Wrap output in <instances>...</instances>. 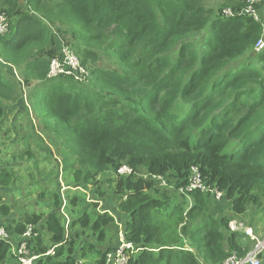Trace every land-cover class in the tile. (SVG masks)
I'll return each instance as SVG.
<instances>
[{
    "label": "trees",
    "instance_id": "trees-1",
    "mask_svg": "<svg viewBox=\"0 0 264 264\" xmlns=\"http://www.w3.org/2000/svg\"><path fill=\"white\" fill-rule=\"evenodd\" d=\"M209 3L0 0L10 20V31L0 36L6 62L0 64V98L16 100L17 81L7 64L16 66L32 85L30 104L64 148L70 188L115 174L122 164L150 174L109 179L121 195L114 213L128 240L142 248L130 264H220L234 254L246 256L256 243L231 223L264 204V47L257 50L264 17L258 21L243 13L248 0ZM57 33L87 66L85 82L72 75L49 77L50 61L60 55ZM101 57L112 62L109 69L95 67ZM5 114L0 106V124ZM192 167L223 193L232 215L212 210L213 190L179 196ZM14 175L1 170L0 186L11 185ZM153 176L174 189H163ZM85 194L68 197L71 212ZM93 194L99 199L105 193L97 187ZM54 196L56 208L46 215L33 211L20 218L0 199L11 239L16 242L32 225L38 232L30 242L40 255L37 264L91 258L105 264L107 250L74 230L90 228L102 243L115 214L97 213L93 198L66 229L62 195ZM15 242L0 239V264H19ZM52 247L54 254H46Z\"/></svg>",
    "mask_w": 264,
    "mask_h": 264
},
{
    "label": "rangeland",
    "instance_id": "rangeland-1",
    "mask_svg": "<svg viewBox=\"0 0 264 264\" xmlns=\"http://www.w3.org/2000/svg\"><path fill=\"white\" fill-rule=\"evenodd\" d=\"M211 2L209 3L210 6L217 4L216 0H211ZM255 9L264 17V1L256 6ZM57 46L60 47L59 43H57ZM111 64L112 62L101 57L94 65L96 68L109 69ZM22 78L23 75L17 74V96L15 101H4L0 98V106L3 108L8 106L9 109L0 124V171L5 169L15 174L11 185L0 186V199L12 207L14 217L20 218L26 212L38 211L46 215L49 210L55 209L54 194L56 192L61 193L62 200H68L70 195L72 196L74 193L81 195L83 191L87 193L85 194L84 202L79 203L80 205L73 212H71L72 209L68 201H66L65 211H68L72 221L80 212H83L84 207L88 203L94 202V199L102 203L99 209L96 208L97 213L110 211L112 214H119V211L115 209L117 203L121 200V195L115 194L116 192L113 190L114 183L109 181L112 177L117 179L115 174L102 175L95 182L83 186L84 188H70L72 180L68 175L67 169L69 160H64L60 152L64 148L60 144L56 133L47 126L39 113L30 104L27 94L32 85L30 83L26 85ZM19 100L22 101L19 102ZM97 187H100L105 193L104 197L97 196L100 200L95 198L93 194ZM162 188L174 189L169 183H166ZM181 193L180 191V197L182 196ZM170 195H173V193H170ZM181 200L189 201V198H181ZM229 207L230 202L228 200L222 198L218 200L214 197L212 210L216 212L225 211V214L229 215L231 214ZM105 208L108 209L105 210ZM88 212L95 214V207L89 206ZM116 214L114 223L108 228L107 238L102 243H97L96 237L90 228L83 231L77 225L74 231H79L82 237H87L95 242L103 251H111L118 243L119 227L115 222L124 224L122 219ZM231 227L243 231L254 241L264 240V204L263 210L250 207L245 214L235 216ZM107 245L108 248H105ZM259 258L261 264H264V250L260 253ZM81 263L94 264V259H81Z\"/></svg>",
    "mask_w": 264,
    "mask_h": 264
},
{
    "label": "built area",
    "instance_id": "built-area-1",
    "mask_svg": "<svg viewBox=\"0 0 264 264\" xmlns=\"http://www.w3.org/2000/svg\"><path fill=\"white\" fill-rule=\"evenodd\" d=\"M263 0H248V5L243 10V13L252 15L256 20H261V15L256 11V6L262 3ZM229 12V11H228ZM10 31V20L7 14L0 10V36L5 35ZM57 37L62 41V44L59 47V56L53 57L50 61L49 66V77L54 78L61 75H72L79 82H85L89 71L87 66L83 65L80 58L74 51V49L68 45L65 41L64 36L60 33H57ZM264 46V39H261L257 44V50H261ZM0 64H6L3 58L0 55ZM137 174L144 178H149L150 174L145 171L143 173L137 172L133 167L128 164H122L115 175L127 176L131 174ZM153 178L158 180V183L161 187L166 185V180L162 176H153ZM81 188V187H75ZM194 190H201L206 192L208 190H213L208 186L202 179L200 170L198 167H192L190 174L188 176V184L181 188L182 193L191 192ZM215 193V198L220 200L223 196V193L217 190H213ZM66 200H63V203L60 207V212L66 218V229L71 221L68 211H65ZM118 243L115 245V248L111 251H108L106 254V263L105 264H130L131 258L137 254L142 248L138 247L133 242L129 241L127 238V233L122 224H118ZM38 235L37 231H34L32 225H27L25 232L16 239L9 235L7 230L3 225L2 218L0 217V239L6 240L7 242H15L13 245V251L19 261V264H37L40 255L35 254L31 251L30 242ZM68 235V230H67ZM264 250V240H257L254 248L244 257H238L237 255L229 256L224 262L220 264H261L259 255ZM46 254H54V247L50 248Z\"/></svg>",
    "mask_w": 264,
    "mask_h": 264
},
{
    "label": "crops",
    "instance_id": "crops-1",
    "mask_svg": "<svg viewBox=\"0 0 264 264\" xmlns=\"http://www.w3.org/2000/svg\"><path fill=\"white\" fill-rule=\"evenodd\" d=\"M56 41H57V43L59 42L60 43V45L62 44V41L61 40H59L58 39V37H57V34H56ZM7 67H11L12 68V70H13V72H14V74H15V77L17 78V74L19 75V73L22 75V73L20 72V71H17V69H16V66H13V65H10V64H7ZM19 72V73H18ZM22 77V76H21ZM18 80V79H17ZM23 81V80H22ZM20 82V81H19ZM20 101H22V100H19V102ZM15 107H16V105H15ZM4 109H5V111L7 112V111H9V109H8V106H5L4 107ZM8 113V112H7ZM101 202V201H100ZM102 204V203H101ZM105 209H108V208H105ZM110 212V211H109ZM111 213V212H110ZM112 214V213H111ZM112 215H114V214H112ZM116 224H117V226H118V222L116 221L115 222ZM123 226H124V224H122ZM112 226V225H111ZM109 228V227H108ZM125 228V227H124ZM105 248H108V245L105 247Z\"/></svg>",
    "mask_w": 264,
    "mask_h": 264
},
{
    "label": "clouds",
    "instance_id": "clouds-1",
    "mask_svg": "<svg viewBox=\"0 0 264 264\" xmlns=\"http://www.w3.org/2000/svg\"><path fill=\"white\" fill-rule=\"evenodd\" d=\"M101 207V202H99V208ZM98 208V209H99ZM106 210V209H105ZM101 213H105V211H100ZM109 212V211H108Z\"/></svg>",
    "mask_w": 264,
    "mask_h": 264
}]
</instances>
